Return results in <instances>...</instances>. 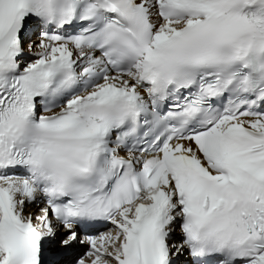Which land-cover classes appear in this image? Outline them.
I'll return each instance as SVG.
<instances>
[{
    "label": "snow or ice",
    "instance_id": "1",
    "mask_svg": "<svg viewBox=\"0 0 264 264\" xmlns=\"http://www.w3.org/2000/svg\"><path fill=\"white\" fill-rule=\"evenodd\" d=\"M0 264H264V0H0Z\"/></svg>",
    "mask_w": 264,
    "mask_h": 264
}]
</instances>
